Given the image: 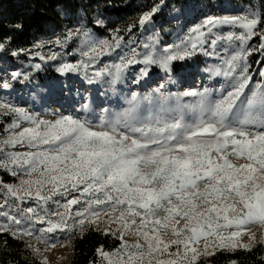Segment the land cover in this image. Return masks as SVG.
Listing matches in <instances>:
<instances>
[{
  "label": "snow or ice",
  "instance_id": "obj_1",
  "mask_svg": "<svg viewBox=\"0 0 264 264\" xmlns=\"http://www.w3.org/2000/svg\"><path fill=\"white\" fill-rule=\"evenodd\" d=\"M158 8L142 13L138 23L143 26ZM262 22L254 11L207 15L179 43L163 48L147 43L143 52L131 48L118 62L99 68L103 57L122 47L123 37L69 31L65 40L83 37V59L57 70H83L88 83L104 77L115 82L129 66L143 65L133 81L139 83L153 65L170 73L173 62L214 55L226 41L233 51L206 71L226 78L230 90L213 99L207 88L167 93L161 84L153 95L133 92L126 109L102 111L96 120L81 115L48 120L0 103V115L14 116L0 138V169L18 177L0 184V233L31 237L47 250L76 232L83 235L86 225L107 223L103 234L120 243L112 250L98 246V260L89 264H197L200 255L264 245V234L257 240L250 231L264 230V83L252 84L248 62L253 54L264 56ZM224 26L239 31L222 34ZM257 36L258 47H248ZM259 74L264 79V68ZM145 102L147 115L139 111Z\"/></svg>",
  "mask_w": 264,
  "mask_h": 264
},
{
  "label": "rangeland",
  "instance_id": "obj_2",
  "mask_svg": "<svg viewBox=\"0 0 264 264\" xmlns=\"http://www.w3.org/2000/svg\"><path fill=\"white\" fill-rule=\"evenodd\" d=\"M138 4H146V9L142 13L150 12L152 8L159 5L158 10L143 26L138 23V28L128 27L127 33L119 31L104 33V28L116 16L107 15L96 10L90 17L79 9L75 13H69L61 9L62 19L59 23L50 25L43 34L31 39L29 45L14 47L9 44V40L1 43L0 48V103H9L16 107L26 109L34 116L44 119L54 120L59 115H81L88 119L96 120L102 111L111 114L122 112L128 107V100L131 94L136 92L140 96L153 95L154 90L161 84L165 85L163 91L167 93H182L187 89L210 90L213 99L218 98L225 90H230V84L223 76H213L206 69L221 64V58L233 51L234 46H229L226 41L220 42L215 48V54L205 56L197 54L192 59L173 62L172 71L165 72L153 65L150 67L149 75L134 83L139 69L143 65H131L123 73L121 78L112 82L111 77L88 83L84 78L83 70L80 73L61 74L57 69L63 63H76L83 59L80 56L81 40L83 37L77 35L65 40L69 31L79 30L89 32L97 39H110L112 35L118 34L123 37L122 47L110 56L102 58V62L96 65L97 68L104 64H112L119 61L121 55L128 53L131 48L143 52V45L158 42L157 47L163 48L166 44L179 43L191 27L198 24L207 15H238L242 12L254 11L258 15L262 11L261 0H139ZM140 13L136 21L141 16ZM100 21V23H97ZM229 31H239L228 26L220 29L222 34ZM61 41V43H57ZM259 37H253L248 43V47H258ZM210 52L213 49H209ZM13 53H16L13 55ZM55 55V59H51ZM262 63H256V61ZM250 73L253 77L252 84L264 83L260 77L259 69L264 68V56L260 53L248 57ZM93 68L88 69L91 75ZM16 73L15 77L13 74ZM188 99V98H185ZM88 105V111L83 110V106ZM147 104L142 103L139 111L147 115ZM13 115H0V138L7 135L5 129L12 124ZM22 126H28L21 121ZM15 151H26L25 148L17 147ZM11 177V181H6L5 176ZM18 177H13L8 171L0 169V184L15 183ZM30 206V205H28ZM163 215V213H161ZM3 218H0V222ZM40 225H36L39 228ZM90 226H85L88 229ZM107 223H99L97 230L108 228ZM111 227H115L112 225ZM250 231L256 233L257 240L264 234V230L259 226H252ZM61 239L55 247L47 248L42 242L31 237L23 236L26 245L32 244L40 249L36 253L28 247L33 256L40 262L46 260L47 264H68L72 258V240ZM170 237H166L168 239ZM130 242L135 237L127 236ZM241 242L247 243L248 236L242 235ZM65 245V246H61ZM203 241H201V247ZM209 255H200L201 258Z\"/></svg>",
  "mask_w": 264,
  "mask_h": 264
},
{
  "label": "trees",
  "instance_id": "obj_3",
  "mask_svg": "<svg viewBox=\"0 0 264 264\" xmlns=\"http://www.w3.org/2000/svg\"><path fill=\"white\" fill-rule=\"evenodd\" d=\"M139 0H0V44L9 40L14 47L29 45L32 38L44 33L47 27L59 23L61 9L75 13L82 9L88 17L99 10L116 19L107 23L104 33L119 31L127 33L128 27L138 28L137 16L146 9V4ZM149 2V0H147ZM260 16L264 17V0ZM258 28H264L262 22ZM6 181L12 178L5 176ZM120 243L111 235H104L102 230L89 227L74 235L72 240V258L68 264H89L98 260L95 250L103 245L105 250H112ZM264 264V245L257 244L251 251H216L214 255L201 258L197 264ZM0 264H40L32 255L26 243L8 233H0Z\"/></svg>",
  "mask_w": 264,
  "mask_h": 264
}]
</instances>
